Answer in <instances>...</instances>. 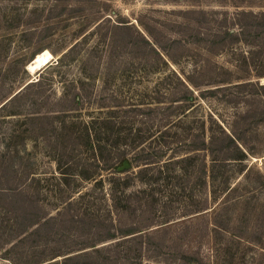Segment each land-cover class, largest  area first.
Wrapping results in <instances>:
<instances>
[{
  "label": "trees",
  "instance_id": "1",
  "mask_svg": "<svg viewBox=\"0 0 264 264\" xmlns=\"http://www.w3.org/2000/svg\"><path fill=\"white\" fill-rule=\"evenodd\" d=\"M241 4L231 13L200 6L171 10L179 21L160 23L157 34L140 20L136 26L124 17L116 23L105 19L95 26L96 33L103 30V57L81 63L86 81L68 82L55 98L41 72L15 94L0 93L2 254L24 251L37 240V250L43 246L47 251L37 264L44 256L62 257L59 264H210L204 239H219L220 247L229 243L230 231L236 234L228 213V168L243 170L245 154L253 150L248 136L264 120L263 112L257 116L251 109L250 96L242 94L257 87L264 109V85L238 82L246 75L264 77V0ZM78 45L56 64L68 65ZM184 60L190 61L189 71L180 66ZM100 68L106 72L98 89L94 81ZM113 68L123 81L134 79L138 86L156 80L134 97L113 95L108 90ZM233 81L238 83L219 86ZM87 83L90 94L83 98ZM209 86L214 88L203 89ZM231 87L238 97H223L222 102L243 108L226 126L212 114L188 120L199 98ZM83 105L91 109L87 121L77 115ZM6 117L17 118L21 127L8 131ZM27 140L42 145L56 173L36 171L34 157L25 150ZM77 150L87 156L71 159ZM124 163L127 167L120 170ZM80 182L91 183V189L81 193ZM223 195L209 219L204 212ZM198 214L197 221L181 222ZM85 223L92 231L87 235L79 232ZM71 224L75 231L67 243Z\"/></svg>",
  "mask_w": 264,
  "mask_h": 264
},
{
  "label": "rangeland",
  "instance_id": "2",
  "mask_svg": "<svg viewBox=\"0 0 264 264\" xmlns=\"http://www.w3.org/2000/svg\"><path fill=\"white\" fill-rule=\"evenodd\" d=\"M0 0V93L11 91L15 94L33 79L37 78L41 72L44 75V83L51 86L53 97L60 96L63 88L68 82L76 86L79 79L86 81L84 74L81 73L82 61H87L90 57L96 62L103 57V41L100 33H96L95 26L109 19L110 23H116L119 18L124 17L129 24L139 26L138 20L146 23L152 28L155 34L158 33L160 23L170 22V26L179 21L174 15L169 14L171 10L190 9L200 6L205 10L234 12L236 5L245 0ZM242 9L241 7H238ZM38 20V21H37ZM165 32L166 30H161ZM147 36V35H146ZM104 40V39H103ZM105 41V40H104ZM76 42L79 43L73 60L68 65H57L56 60ZM216 61L223 62V57L215 58ZM180 66L186 71L190 69V61H181ZM90 64H88L89 66ZM177 71V66L172 65ZM103 67V66H102ZM99 71V72H98ZM90 70H86L88 75ZM94 73V70L92 71ZM106 71L103 68L96 70L94 85L100 89L104 85L103 74ZM120 71L112 69L109 71V93L116 95L120 93L128 94L134 97L140 92L142 87L151 88L156 77H151L144 81L141 86L134 79H121ZM93 75V74H91ZM88 77V76H87ZM250 79L258 81L259 85H264V77L257 78L254 75H246L240 79ZM233 81L230 84L219 86H229L238 83ZM90 85H92L90 83ZM85 86V87H84ZM83 91L80 92L83 98L90 94L89 83L84 84ZM138 87V88H137ZM214 88V86L204 87L203 89ZM34 88L32 90H36ZM128 92V93H127ZM238 90L233 87L217 93V95L199 98L198 107L192 116L203 117L207 119L208 114H212L223 125L229 123L231 116L240 111L243 107H233L222 102L223 97H238ZM197 93V91H196ZM249 98V104L255 114L263 112L260 96L261 90L257 87L247 89L244 93ZM89 107L83 105L80 111V119L88 120L86 112ZM95 115V114H94ZM9 119V117H6ZM19 120H21L19 118ZM17 118L11 117L7 120L6 129L21 127V122ZM257 122V121H255ZM22 129V128H21ZM7 131V132H8ZM9 133V132H8ZM252 151L245 154L242 161L243 170L238 167H229V208L228 213L233 215L234 222L232 227L236 234H227L225 243L220 247L216 244L221 240L205 238L203 242V251L208 255L210 264H264V120H258L257 127L253 134L248 136ZM25 150L29 151L34 157L36 171L38 173H56L55 163L49 159L41 144L34 141H25ZM88 154V153H87ZM87 155L84 151H73L71 159L78 161ZM46 175V176H47ZM80 192L84 193L91 189L92 184L80 182ZM210 183V182H209ZM54 185L55 182L52 181ZM72 185V184H71ZM211 185V183H210ZM212 189V188H210ZM75 192V191H74ZM66 193V192H65ZM96 197L95 207H98L99 192H93ZM77 194L74 195L76 197ZM225 195L208 209L205 213L209 219L213 217L215 211L220 207V202ZM53 196L50 199H55ZM202 214V213H201ZM192 215L181 219V222L197 221L201 216ZM226 219L223 214L222 221ZM68 223L66 226H69ZM80 225L79 232L87 235L92 231L88 225ZM179 225V224H178ZM74 224H71L70 234H66L64 241L72 240L71 232ZM69 227V228H70ZM69 237V238H68ZM233 240V241H232ZM98 244L96 247L101 246ZM194 245L192 243L191 247ZM220 256L215 257L216 249H219ZM42 246L37 250V240L33 246L27 247L24 251L13 252L8 255L0 252V264H15L10 259H18L20 264H37L39 255H46L47 251ZM24 252V253H23ZM23 253V255H22ZM44 253V254H43ZM62 257L50 258L44 256L38 264H59ZM21 259V260H19ZM29 262V263H28ZM145 263L155 264L152 261L144 260Z\"/></svg>",
  "mask_w": 264,
  "mask_h": 264
},
{
  "label": "water",
  "instance_id": "3",
  "mask_svg": "<svg viewBox=\"0 0 264 264\" xmlns=\"http://www.w3.org/2000/svg\"><path fill=\"white\" fill-rule=\"evenodd\" d=\"M127 167V164L124 163L123 167L119 168L120 170H122L123 168H126Z\"/></svg>",
  "mask_w": 264,
  "mask_h": 264
}]
</instances>
